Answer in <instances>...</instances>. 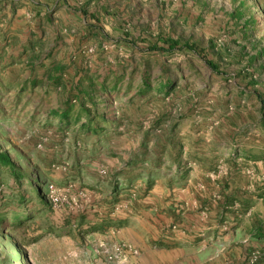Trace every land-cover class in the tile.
<instances>
[{
	"label": "rangeland",
	"instance_id": "1",
	"mask_svg": "<svg viewBox=\"0 0 264 264\" xmlns=\"http://www.w3.org/2000/svg\"><path fill=\"white\" fill-rule=\"evenodd\" d=\"M0 153L26 175L0 167V264H86L105 234L108 264L144 211L242 241L264 222V0H0ZM252 243L236 264H264Z\"/></svg>",
	"mask_w": 264,
	"mask_h": 264
},
{
	"label": "crops",
	"instance_id": "2",
	"mask_svg": "<svg viewBox=\"0 0 264 264\" xmlns=\"http://www.w3.org/2000/svg\"><path fill=\"white\" fill-rule=\"evenodd\" d=\"M149 217L148 212L144 211L142 215H136L129 225H121L119 240L130 243L138 251L137 254L128 251V260L123 264H236L242 255L245 257L248 254L246 250L253 245L252 242L258 240L252 234L256 223L250 225L249 229L240 225L237 229H244V237L238 241L242 243L234 244L238 237L223 225L202 223L197 235H186L176 229L169 230L172 218ZM94 239L98 241L88 244L85 263L107 264L104 257L98 255V248L103 242L110 245L113 237L105 234ZM224 258L229 261L224 263Z\"/></svg>",
	"mask_w": 264,
	"mask_h": 264
},
{
	"label": "trees",
	"instance_id": "3",
	"mask_svg": "<svg viewBox=\"0 0 264 264\" xmlns=\"http://www.w3.org/2000/svg\"><path fill=\"white\" fill-rule=\"evenodd\" d=\"M63 117H64L63 118L64 120H67L68 114H64ZM3 165H7L8 167H10L11 168V170H10L11 174L13 176H15L16 178H18L19 180L26 178L24 171L21 168L16 167L7 154L0 153V167ZM44 186L46 187L47 185H44ZM44 186H43L42 182H40L39 179H35V180L30 182V187L33 188V191H32L33 195L32 196L36 197V199L38 200V203L36 204V206L34 208H31L30 210H34L36 213H41V212L51 213L52 212V204L50 203V201L48 199V193L43 192ZM235 199H236V197L232 198L231 200H226L224 206L229 207V205H231L235 201ZM1 200H2V198H0V201ZM19 200L21 203L25 204L26 203V195L22 194ZM2 208L3 207H0V219L6 218V216H7V214L4 213V211H2ZM34 211H32V212H34ZM33 214L34 213H30L29 215H27L28 216L27 218H29L30 216L31 217L35 216ZM19 216H20L19 213H15V218H17V220L15 221L14 224H12V227L19 226L23 223L24 219L23 220L20 219ZM7 226H11V225H7ZM98 230H99V227H94V226L89 227L90 232H94V231H98ZM252 234L257 239H264V222L261 224H258L256 229H254V232Z\"/></svg>",
	"mask_w": 264,
	"mask_h": 264
},
{
	"label": "built area",
	"instance_id": "4",
	"mask_svg": "<svg viewBox=\"0 0 264 264\" xmlns=\"http://www.w3.org/2000/svg\"><path fill=\"white\" fill-rule=\"evenodd\" d=\"M53 188V186H51ZM127 251L132 252L133 254H137L138 251L133 248L132 245L125 243V242H119L115 245L114 252L109 253L107 255L108 258V264H120L122 262H125L128 260L127 258ZM258 253H253L252 257L248 259L249 263L247 264H254L258 260ZM137 264V263H134Z\"/></svg>",
	"mask_w": 264,
	"mask_h": 264
}]
</instances>
